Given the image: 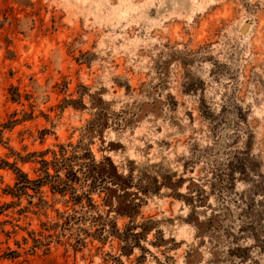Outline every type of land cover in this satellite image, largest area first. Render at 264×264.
I'll return each instance as SVG.
<instances>
[{
  "label": "rangeland",
  "instance_id": "rangeland-1",
  "mask_svg": "<svg viewBox=\"0 0 264 264\" xmlns=\"http://www.w3.org/2000/svg\"><path fill=\"white\" fill-rule=\"evenodd\" d=\"M76 147L128 214L25 182ZM187 259L264 264V0H0V264Z\"/></svg>",
  "mask_w": 264,
  "mask_h": 264
},
{
  "label": "trees",
  "instance_id": "trees-1",
  "mask_svg": "<svg viewBox=\"0 0 264 264\" xmlns=\"http://www.w3.org/2000/svg\"><path fill=\"white\" fill-rule=\"evenodd\" d=\"M89 124L91 127L88 129H93L94 123L90 122ZM78 151L79 147H76L68 155L66 149L61 148L60 156L52 162L41 160L43 175L40 178L37 180L26 179L25 182L31 185L33 189H38L41 185H49L53 193H59L62 196L70 195L71 201L77 204L81 203L83 199L90 201V189H97L105 194L103 200L105 206L112 208V199L115 198L117 206L114 211L120 215L128 214V205L125 207L124 203L127 195V180L117 172L108 158L96 162L90 152L79 154ZM105 163L108 164V167L104 165ZM49 167L53 168V173H49ZM81 182L86 184L88 192H75L73 186ZM186 263L191 264L192 262L187 259Z\"/></svg>",
  "mask_w": 264,
  "mask_h": 264
},
{
  "label": "water",
  "instance_id": "water-1",
  "mask_svg": "<svg viewBox=\"0 0 264 264\" xmlns=\"http://www.w3.org/2000/svg\"><path fill=\"white\" fill-rule=\"evenodd\" d=\"M248 25H249V21H245L244 24L241 26V30L240 31L241 32H245V30L247 29Z\"/></svg>",
  "mask_w": 264,
  "mask_h": 264
}]
</instances>
